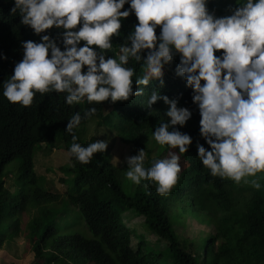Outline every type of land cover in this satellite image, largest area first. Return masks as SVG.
Instances as JSON below:
<instances>
[{
  "label": "clouds",
  "instance_id": "obj_1",
  "mask_svg": "<svg viewBox=\"0 0 264 264\" xmlns=\"http://www.w3.org/2000/svg\"><path fill=\"white\" fill-rule=\"evenodd\" d=\"M221 1L13 0L9 11L39 35V41L21 42L22 58L0 83V95L21 107L30 106L35 93L50 92L64 93L68 106L127 101L143 92L142 87L133 88V81L136 86L150 82L162 86L165 67L178 57L174 74L191 89L199 136L208 146L206 150L195 145L202 166L211 176L260 189L257 174H264V0H230L224 10L219 9ZM125 4L128 7L121 10ZM121 20L132 31L112 47L111 38L120 35ZM49 29L57 32L59 46L47 34ZM112 49L115 58L106 55ZM130 60L139 64L138 72L128 66ZM157 100L167 105V120L154 127L151 137L157 146L184 154L191 138L175 126L185 124L190 110L177 107L176 99L155 89L143 106L150 109ZM95 113L94 106L82 114L73 112L64 128L73 141L68 154L80 164H88L94 153H103L107 147L106 140L85 146L76 142L74 130ZM176 152L154 156L145 167L149 156L143 148L137 149L135 155L125 157V178L133 185L154 183L159 195H167L180 172Z\"/></svg>",
  "mask_w": 264,
  "mask_h": 264
},
{
  "label": "trees",
  "instance_id": "obj_2",
  "mask_svg": "<svg viewBox=\"0 0 264 264\" xmlns=\"http://www.w3.org/2000/svg\"><path fill=\"white\" fill-rule=\"evenodd\" d=\"M229 3L222 0L219 9L224 10ZM12 4L13 0H0V83L11 76L14 65L21 60V42L39 41V35L21 25L19 16L9 11ZM212 6L216 4L212 2ZM127 7L125 4L121 10ZM119 31V36L111 38L112 47L132 27L121 20ZM155 31L158 34V26ZM46 32L56 38L59 46L57 32ZM106 55L115 58L117 53L112 49ZM176 63L178 57H173L165 67L162 86L157 87L155 82L136 86L133 81V88L142 87L143 92L127 101L68 106L64 93L50 92L35 93L32 104L21 107L0 95V246L23 233L27 248L33 252L28 264H264V174H257L260 189L209 175L196 156L197 143L206 150L208 147L199 136L198 110L191 102V89L174 74ZM129 64L138 72L139 64L131 60ZM153 89L176 99L177 107L191 112L182 127L175 126L190 136L188 150L180 154L157 146V153L176 152L182 164L169 193L159 195L155 184L148 181L138 185L124 181L125 175L113 165L106 149L94 153L88 164L70 157L77 189L63 193L61 199L50 193L44 176L34 170V152L56 136L67 149L70 147L73 141L64 128L73 112L82 114L87 107H96L95 115L82 119L74 130L76 142L82 146L93 142L86 136V124L94 121L97 126L115 131L120 141L130 145L131 155L142 148L150 154L155 144L151 133L161 120H167V105L162 101L157 100L150 109L143 106ZM152 159H145V167ZM70 206L76 208V218L62 226L61 215ZM127 210L141 218L145 229L165 246L157 249L142 233L130 228L124 222ZM78 221L88 234L68 228ZM184 221H196L198 234L180 238L176 228Z\"/></svg>",
  "mask_w": 264,
  "mask_h": 264
},
{
  "label": "rangeland",
  "instance_id": "obj_3",
  "mask_svg": "<svg viewBox=\"0 0 264 264\" xmlns=\"http://www.w3.org/2000/svg\"><path fill=\"white\" fill-rule=\"evenodd\" d=\"M86 127V136L92 137L93 142L96 140L107 141L106 149L109 150L111 162L115 167H120L119 172L124 174L126 171V163L124 162L125 157L130 156L129 144L121 142L115 131L106 126H97L94 124V121L88 122ZM156 151L157 144L155 143L151 147L150 154L146 155V157L155 156V158H163L168 154L166 151L161 153H157ZM34 155V170L38 174L44 176V185L48 188L50 193L57 195L61 199L63 193L67 191L73 192L77 189L78 185L76 184L75 173L71 168V164H69L70 156L67 151V146L60 136H56L53 140L41 143L35 150ZM178 163L181 168L182 164L180 161H178ZM124 181L130 182L126 179ZM75 213V207H68L61 215L64 218L62 226L72 222L76 218ZM58 221L60 222V220ZM124 222H126L130 228H134L138 233H142L157 249L165 246L163 241L158 240L154 234L145 229L141 218L136 215L134 216L132 211H126L124 214ZM197 227L196 221H184L180 226H177L176 232L180 238L187 239L198 234ZM68 228L88 234L83 227L82 221H78ZM22 235L23 233L11 242L0 246V264H28L31 261L33 252L27 248L25 243L26 239ZM135 235L137 236V233ZM154 245L151 246L154 247Z\"/></svg>",
  "mask_w": 264,
  "mask_h": 264
}]
</instances>
